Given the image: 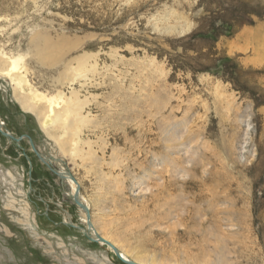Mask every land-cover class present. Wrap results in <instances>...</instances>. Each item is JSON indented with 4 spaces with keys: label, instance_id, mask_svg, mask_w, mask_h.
<instances>
[{
    "label": "rangeland",
    "instance_id": "rangeland-1",
    "mask_svg": "<svg viewBox=\"0 0 264 264\" xmlns=\"http://www.w3.org/2000/svg\"><path fill=\"white\" fill-rule=\"evenodd\" d=\"M0 65V264H125L88 223L136 264H264V0H0ZM72 89L95 158L40 124Z\"/></svg>",
    "mask_w": 264,
    "mask_h": 264
},
{
    "label": "bare ground",
    "instance_id": "bare-ground-1",
    "mask_svg": "<svg viewBox=\"0 0 264 264\" xmlns=\"http://www.w3.org/2000/svg\"><path fill=\"white\" fill-rule=\"evenodd\" d=\"M170 30H171V32H176V33L178 32V34L184 35L185 33H187L190 30V27L181 28V29H178V28L175 27V28H171ZM40 41H44V40L41 39ZM42 43H44L43 47H45V48L48 47L47 42L44 41ZM41 51H42V53L44 52L43 49ZM44 56H45V54H44ZM95 65L91 66L90 68L87 67L86 70H83L82 68L78 69L77 72L74 73V78H73V80H71L70 83L76 82L79 79H82L84 81H88L89 80V73H91L93 75L98 73V69H97V67ZM17 67H18L17 63L15 61H12V68H11L10 72L16 70ZM73 71H75V70H73ZM12 83H13L14 87H16L17 89H21L22 90V85L25 83V79L23 78L22 75H18L17 74L14 77H12ZM80 84H81V82H80ZM86 84L87 83H84L82 86H86ZM79 93L80 92L75 90V89H72L69 97H66V95H64L63 93H60L61 102L52 101L51 99H49V98H47L45 96H42V95H35L36 98H38L39 101H44V102H46L48 104L46 106L47 107L46 113L44 114L43 118L40 119V124H41L42 128L44 129L45 133L46 134L50 133V131L52 129H55V130L57 129L58 131H61V135L59 134V136H57V139H56L57 141L56 142H58V144L63 149L66 148L65 146L69 145L70 154H71L72 157H74V159H77L78 157H80V154L83 153L85 149H87L86 152H87V154L90 157H93V155H95L92 142L90 140L86 141L83 138V136H82L83 135V129L88 127V125H89L91 120H90L89 114L85 115V113L83 112V110L85 109L84 106L86 104H85V101H83L81 99ZM21 99H23V98H21ZM19 102H21V101H19ZM21 103H22L21 106H23V108L27 109V104L25 102H21ZM4 127H5V123L2 120V118L0 117V131L8 133L10 136H12L9 132L6 131V129ZM97 127H99V126H97ZM96 129H98V128H96ZM65 134L69 135L70 138H71L68 141V144L60 141V138H62ZM177 134H178L177 133V129L174 126H172V127L164 126V127L161 128V135H162V138L165 141V143H169L170 141L174 140V138L177 137L176 136ZM52 138H53V136H52ZM104 144L106 145V143H104ZM115 151L116 150H113V152H115ZM67 153H69V152H67ZM154 156L156 157L157 155L154 154ZM93 158H95V157H93ZM51 163H52V161H51ZM146 169H148V168H146ZM64 173L65 172L63 170L60 171V173L58 172V174H60V175H63ZM112 173H110V174H112ZM65 178L68 179L66 181L72 187V191H73L72 195H73V197L76 194L78 196V199L81 202V204L84 205L83 202H82L83 200L82 201L80 200V199H82V197H81V192L79 190V185L77 186V184L71 179V177H66L65 176ZM171 180L170 179L166 180L165 182H163V184L161 186L159 185V187L161 188L160 190H158L159 194L166 193V190L168 189V186L169 187L171 186ZM174 184H175V182H174ZM158 193H154L153 192L151 194V198H155L157 195H159ZM87 207L88 206H86L85 208H87ZM87 210H88V208H87ZM69 219L70 218L68 216L67 220H69ZM84 231H86L88 233V235L91 238H93L99 245L107 246L104 242H101V239L106 241L107 243L111 244L113 247L117 248V250H118V252L120 254V257L123 260H125L127 262H133L134 264H136V262L130 257V254L126 250H124V249L119 250L120 246L116 245L109 238H105V237L101 236L94 229V226H88L86 229H84ZM107 247L113 252V250L109 246H107Z\"/></svg>",
    "mask_w": 264,
    "mask_h": 264
},
{
    "label": "water",
    "instance_id": "water-1",
    "mask_svg": "<svg viewBox=\"0 0 264 264\" xmlns=\"http://www.w3.org/2000/svg\"><path fill=\"white\" fill-rule=\"evenodd\" d=\"M3 134H4V136L5 137H7V138H9V139H11V140H13V141H15V142H20V139H17V138H14L13 136H10L8 133H5V132H2ZM47 163H50L51 164V161L50 160H47L46 161ZM54 173H56L57 175H58V171H56V170H54ZM59 176V175H58ZM62 177V176H61ZM63 178V177H62ZM72 178V177H71ZM72 180L75 182V180L72 178ZM73 199H74V202H75V204L77 205V206H79V207H81V208H83L85 211H87V208H85L82 204H81V202L79 201V199H78V196L75 194V196L73 197ZM87 219H88V221H89V213H88V211H87ZM88 226H91L90 225V223H88ZM82 233H83V235L90 241V242H96L93 238H91L89 235H88V233L86 232V231H82ZM101 242H104L107 246H109L112 250H113V252L116 254V256L123 262V263H125V264H134L133 262H127V261H125V260H123L121 257H120V254H119V252H118V250H117V248H115V247H113L111 244H109V243H107L106 241H104V240H102L101 239Z\"/></svg>",
    "mask_w": 264,
    "mask_h": 264
}]
</instances>
